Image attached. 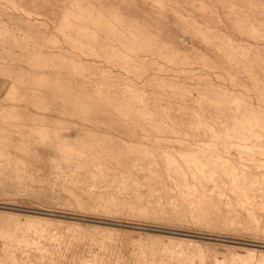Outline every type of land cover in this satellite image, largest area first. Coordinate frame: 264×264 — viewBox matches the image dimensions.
I'll return each instance as SVG.
<instances>
[{
    "label": "rangeland",
    "instance_id": "rangeland-1",
    "mask_svg": "<svg viewBox=\"0 0 264 264\" xmlns=\"http://www.w3.org/2000/svg\"><path fill=\"white\" fill-rule=\"evenodd\" d=\"M100 48L136 61L123 68ZM82 62L94 66L87 77L136 83L140 98L132 87L86 96L64 67ZM197 90L237 116L221 119L234 141L264 146V119L245 117L264 112V0H0V264H264V164L241 160L262 208L237 216L227 182L202 173L203 147L168 125V111L187 128L213 121L187 120ZM49 127L68 139L43 140Z\"/></svg>",
    "mask_w": 264,
    "mask_h": 264
},
{
    "label": "crops",
    "instance_id": "crops-1",
    "mask_svg": "<svg viewBox=\"0 0 264 264\" xmlns=\"http://www.w3.org/2000/svg\"><path fill=\"white\" fill-rule=\"evenodd\" d=\"M98 49V48H96ZM101 51L104 52H98V54L102 55V57L110 63H115L121 65L123 68L126 65H129L128 63H133V61H136L134 57L131 58L132 62H124L122 58H115L109 57L112 56L115 53H109L108 54V48H100ZM107 57H106V56ZM70 65L67 66L64 64V67L68 72H74V75L69 74V77H74L77 81V79L80 81V83L83 86V91L86 96H92L94 87L101 88L102 92H104L105 88H108L107 93L112 96H127L124 94L123 88L124 87H132V91L137 92V97L140 96L141 90L139 87L136 86V83L131 82L128 84H123L124 79L123 77H114L110 74V72H99L97 75V78L93 79L90 76L87 77L88 74H94L96 73L93 70V67L91 63L82 62V63H69ZM75 68V69H74ZM131 71H134L135 74L139 75L138 69H129ZM122 79V80H121ZM154 79L150 81V84L157 86L156 82H152ZM164 86L166 87H181L184 88L182 85H178L174 80H167L164 81ZM215 87V86H213ZM98 92V89L96 90V93ZM147 91L144 90V95L147 97V99H150L153 94L156 92L155 90L151 91L150 93H146ZM149 94V95H148ZM173 96V90H165V96ZM135 97L134 94H131L130 97ZM168 101H170L169 98H165ZM119 100V99H117ZM115 100V101H117ZM135 100V98H133ZM85 101H93V99H85ZM197 102L196 110L195 111H189L188 119L193 117V114L196 115V118L203 119V120H213L212 122H208L206 126H203L198 129H193L191 126L190 128H187V124L189 125L190 122H184V121H177L183 120V116L175 115L168 113V119L170 122H168V125L171 126V130H176V134H181L182 141L188 145V148H191L192 146L197 147H203V149H199L200 153L197 154L196 158L199 161L200 164L204 166L202 173L204 175L208 174H214L218 177L220 185L221 183L227 182V186H223V188L220 187L221 192L225 189L229 190L231 193V196L225 200V204L228 206V209L237 211L234 207H239L242 210H244L243 213L248 215H254L257 216L255 213V207H261L260 206V199L256 200L254 199L256 196L260 195L255 193L253 189L250 191V183L244 180V175H248L252 177V181L254 182L255 179L254 176L257 174V172H252L250 169L243 170L239 167L241 164L242 159L256 161H261V164H264V146L260 144L259 138L256 136L250 137L248 140L240 139V141H234V139H237L236 136V127L234 124L222 122L221 119H230V118H236L234 113L228 111H221L219 106H215L214 104L221 101L220 94H206L205 90H197L195 100ZM230 101V100H229ZM213 103L212 109L207 107L204 104ZM202 104V105H201ZM211 113L209 116H206V114ZM264 113V112H260ZM259 112L254 111L253 114H250L249 116H245L246 118H257L260 120L264 119V116L260 114ZM264 124V121H262ZM192 125H194L192 123ZM223 125V126H222ZM209 126V127H208ZM222 126V127H221ZM212 128V129H211ZM212 130V132H209V130ZM262 129H264V126H262ZM243 131H246L250 134L245 135H252L255 134L253 131L258 132V128H247L244 127L242 129ZM186 136V138L184 137ZM264 138V137H263ZM206 140L208 141L205 144H199L195 143L196 140ZM166 140V138H165ZM177 142L178 139H175ZM238 147H243L245 149L236 150ZM230 148H234L235 155H231ZM257 155H261L260 157H257ZM243 163V161H242ZM207 164V165H206ZM214 167V168H213ZM213 170L211 171V169ZM206 170V171H205ZM209 172H208V171ZM205 171V172H204ZM214 172V173H213ZM216 172V174H215ZM234 172V173H233ZM237 173V174H236ZM240 175V176H239ZM210 180L208 178H204V189L207 190V185ZM213 190H214V183ZM235 188H239L240 191L236 192L234 194ZM252 188V187H251ZM214 200V199H213ZM212 200V202H213ZM211 205L209 201L206 199L202 202V213L204 215L208 214L209 211L207 208ZM262 208V207H261ZM239 212H236L235 215L239 216ZM256 228H259L256 226Z\"/></svg>",
    "mask_w": 264,
    "mask_h": 264
},
{
    "label": "bare ground",
    "instance_id": "bare-ground-1",
    "mask_svg": "<svg viewBox=\"0 0 264 264\" xmlns=\"http://www.w3.org/2000/svg\"><path fill=\"white\" fill-rule=\"evenodd\" d=\"M121 22V21H120ZM60 23V22H59ZM118 23H119V21H118ZM118 29V28H117ZM126 36V35H125ZM128 38V37H127ZM145 44V43H144ZM128 48V47H127ZM225 56V55H224ZM130 92V91H129ZM128 92V93H129ZM131 93V92H130ZM140 98V97H139ZM140 101H141V99H140ZM129 105V104H128ZM127 105V106H128ZM131 107V106H130ZM143 107V106H142ZM138 109V108H137ZM131 110V109H130ZM138 111V110H137ZM141 112H143L142 110H141ZM144 112H146V111H144ZM138 114V113H137ZM143 114V113H142ZM146 115V114H145ZM142 116V115H141ZM143 117V116H142ZM150 118H151V116H149ZM146 118V117H145ZM149 118V119H150ZM255 119H257V118H255ZM199 121V120H198ZM196 123V122H195ZM202 123V122H201ZM200 123V124H201ZM241 123H243V122H241ZM249 123V122H248ZM204 124V123H203ZM206 124V123H205ZM244 124V123H243ZM261 124V123H260ZM160 125V124H159ZM198 125V124H197ZM252 125H253V123H252ZM165 127V126H164ZM209 127V126H208ZM63 128V127H62ZM57 129V128H56ZM212 129V128H211ZM65 129H63V131H64ZM263 131H264V129H263ZM255 131H253V133H254ZM40 133L43 135V137H42V139L43 140H46V141H48V143H54V144H58L61 140H63V139H68L67 138V136H63L62 135V139L60 138L61 136H60V134L58 133V131H55L52 127H49L48 129H43V130H41L40 131ZM246 133V132H245ZM247 134V133H246ZM45 142V141H44ZM59 147V146H58ZM191 156V155H190ZM194 156L195 155H193V158H194ZM197 156V155H196ZM198 157V156H197ZM192 158V157H191ZM200 159V158H199ZM198 159V160H199ZM199 161H201V160H199ZM198 161V162H199ZM202 162V161H201ZM203 163V162H202ZM196 165V164H195ZM207 165V164H206ZM197 166H199L198 164H197ZM202 167V166H201ZM204 167V166H203ZM214 168V167H213ZM213 168L211 169V171L213 170ZM203 169V168H202ZM205 169V168H204ZM206 171V170H205ZM204 171V172H205ZM208 171V170H207ZM214 171V170H213ZM209 172V171H208ZM214 173V172H213ZM234 173V172H233ZM215 174H216V172H215ZM237 174V173H236ZM240 176V175H239ZM171 233H174V234H181V231H172ZM195 234V233H194ZM189 236H193V235H189ZM233 243V242H232ZM242 244V243H241ZM257 245V244H256ZM259 245V244H258ZM244 248H246V250H247V252H248V254H249V256H252V254H253V252L256 250V248L255 247H251V246H243ZM264 247V246H263ZM259 250H263V249H259ZM259 253V252H258ZM245 254V253H244ZM255 254V253H254ZM258 257H259V259L261 260V261H263L264 262V254H258L257 255ZM238 260H240V264H247L246 262L247 261H245V260H242L239 256H238ZM249 258V257H248ZM217 261H219V260H217ZM225 261V260H224ZM223 261V262H224ZM260 262V261H259ZM262 262V263H263ZM215 264V263H214ZM217 264V263H216ZM218 264H223V263H218ZM225 264V263H224ZM226 264H228V263H226Z\"/></svg>",
    "mask_w": 264,
    "mask_h": 264
}]
</instances>
